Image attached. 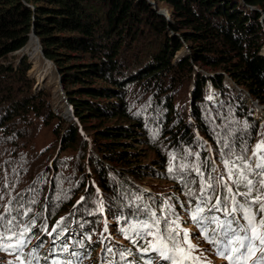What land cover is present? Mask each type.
Segmentation results:
<instances>
[{
  "label": "trees",
  "instance_id": "1",
  "mask_svg": "<svg viewBox=\"0 0 264 264\" xmlns=\"http://www.w3.org/2000/svg\"><path fill=\"white\" fill-rule=\"evenodd\" d=\"M154 1L169 5L173 23L167 22L145 0H0V60L22 49L30 34H35L44 57L53 63L60 75L62 88L73 111L75 121L72 124H63L58 118L59 134L64 131L62 143L65 149H71L80 141V128L90 132L97 152V156L90 157L93 175L101 180L104 190L122 194L121 200L118 199L113 207L126 213L127 221L149 222L150 208L158 210L154 200L144 203L145 195L140 190L122 188L126 181L120 175L115 179L110 176L108 181L106 179L108 164L129 170L131 175H138L137 170L141 168L130 143L136 140L138 132L134 129L137 123L128 111V96L133 88L155 96L158 104H162L164 99L166 106L162 104V107L167 108L162 119L168 122L175 110L167 104L162 91L167 81L172 79L183 84L189 82L193 65H196L212 73L226 74L253 100L264 106V55L260 54L264 43V0ZM246 6L257 9L248 10ZM168 31L178 33L181 40L169 37ZM184 43L189 47L190 55L173 64L175 54ZM30 68L25 58L17 66L0 63V129L6 122L24 115L31 106L36 111L35 104L40 99L34 98L31 93L32 81L26 77ZM209 81L222 92L224 99L245 103L227 91L221 75L215 74ZM194 82V103H205L203 94L207 79L197 74ZM44 106L43 102L38 105L40 112ZM195 119L201 121L198 115ZM166 128L167 125L163 127L167 136L176 141L173 131ZM111 181L117 183L112 184ZM193 202L195 207V198ZM109 204L110 201L105 203L106 207ZM68 208L65 206L50 211L49 222H57L59 214L66 210L62 223L59 222L55 228L67 226L69 231L78 235L82 248L74 251L72 243L68 245L67 230L66 235L60 238L54 234L52 238L55 241L50 245L46 242L45 233L39 237L31 232L30 236L24 237L27 241L25 245L34 242L33 251L30 247L25 264L39 251L40 254L36 255L42 260L47 255L75 259H79L80 255L87 256L86 250L92 247L86 241L88 237L84 236V229L90 224L82 221L87 214H82L81 205ZM137 208L143 211L132 210ZM16 211L11 213L13 217ZM208 214L225 218L218 212ZM116 215L121 217L120 213ZM87 218L91 220L90 216ZM12 221V224L16 222L15 219ZM14 232L19 231L16 229ZM73 252L79 253L73 256ZM121 253L126 256L130 253L135 257V264L149 258L134 251ZM124 258L122 264H131ZM118 259L121 260V256Z\"/></svg>",
  "mask_w": 264,
  "mask_h": 264
},
{
  "label": "rangeland",
  "instance_id": "2",
  "mask_svg": "<svg viewBox=\"0 0 264 264\" xmlns=\"http://www.w3.org/2000/svg\"><path fill=\"white\" fill-rule=\"evenodd\" d=\"M145 1L167 22L173 23L169 5L157 4L154 0ZM246 8L257 9L252 6H246ZM168 36L178 37L181 40V36L172 31H168ZM32 38L29 36L28 42ZM20 51L21 49L11 53L6 59L0 60V63L5 66L9 64L17 66L25 58L31 66L26 77L32 81V96L40 100L35 104L36 111L31 106L24 115L6 122L0 129V217L4 218V221H0V229L15 227L14 231L17 229L23 232V228L28 227L30 233H25L27 234L25 236H30L32 232L41 237L44 235L42 233H45L48 245L55 241L52 238L54 234L59 233L60 238L68 232L67 240H69L66 242L69 243L68 245L72 243L74 251H78L82 248L78 235L69 231L67 226L63 229L55 228L59 222L62 223L67 211L64 210L65 212L59 214V219L53 223L49 222L48 214L60 207L81 205V209L84 210L82 214L87 216L82 215L83 220H79L85 224L87 221L90 223L87 224L86 230L84 229V236L88 237L89 241L87 239L86 241L92 247L86 250L87 256L81 259L80 264H122L123 260L118 259L121 251H134L137 255L146 257L140 252L139 245L135 242V232L132 231L144 222L127 221L126 213L117 210L118 207H113L118 199L121 200L122 194L118 192L116 195L113 191L104 190L101 180L93 175L90 157L97 156V152L90 132L80 128V141L71 149H65L62 143L61 136L64 131L59 134L61 128L58 118L66 125L72 124L75 120L73 111L70 110L71 117L68 118L63 114L65 106L69 107V103L64 91L60 88L59 91L56 89L55 84L59 85L61 78L55 66L52 64L49 77L42 86L38 87V80L32 72V63L29 60L30 50L23 53ZM263 51L264 43L260 49L261 55ZM189 55L190 49L184 43L175 54L172 63L176 64ZM197 74L207 79L203 94L205 103H194L192 99L195 87L194 77ZM215 74L223 77V86L233 97L243 99L245 103L233 102L235 100L229 98L224 99L222 92L209 81ZM175 82L177 84L174 86ZM162 93L167 98V104H171L175 110L173 119L170 117L168 122L162 119L167 108L162 107L164 99L162 105L156 103L155 96L143 94L140 89L133 88L131 91V95L128 96V111L137 123L134 129L138 132H136V140L130 143L133 146L132 149L136 151L135 159L141 164V168L137 170L138 175H131L129 170L108 164L106 179L109 176L115 179L120 175L121 179L126 181L124 186L121 185L122 188L132 187L140 190L145 195L144 203L150 199L154 200L158 210L150 208V218H153L152 213H156L157 217H168L169 220L179 216L180 228L193 237L192 243L200 250L193 255H200V252L208 250L207 264H227V261L215 256L211 245L203 239L199 227L190 218L194 207V197L187 193L191 189L198 197L200 192V176L191 165H198L205 179L209 174L213 177L223 174L226 182L225 160H236L237 156L242 155L254 168L252 152L258 144H264V119L256 118L254 107L259 108L264 116V106L253 100L245 89L238 87L226 74L212 73L196 65H193L192 78L189 82L178 83L175 79L171 82L167 81ZM42 102L45 106L40 112L38 105ZM196 115L201 118V121L195 119ZM165 125H167V131H173V136L177 137L176 141L167 136L163 129ZM182 165H189V167L185 169L181 167ZM170 166L174 168L173 172L168 171ZM251 178L253 181L261 179L257 176ZM111 183L114 184L117 181H111ZM228 183L235 190V186ZM116 186L119 185L116 184ZM245 191L244 187L239 188V192ZM226 193H228L226 189L216 186V195L224 196ZM257 194H261V200L264 202V188L258 186V191H254L252 195L255 197ZM237 199L242 201L243 197L238 196ZM108 201H110L109 207L112 205L110 208L105 205ZM214 202L213 199L212 203ZM132 210L143 211L138 208ZM253 210H259V205H256ZM13 211H16L14 217L11 214ZM117 213H120L121 217H117ZM260 215L264 216V213ZM88 216L91 220L87 218ZM13 219L16 220L15 223L6 224V221ZM259 219L260 217H257V222ZM54 229L57 230L53 231ZM126 236L133 239H127ZM196 237L200 238L196 239ZM59 238L57 239L60 240ZM33 243L30 241L18 253H14L12 249L0 250V264H21V261L25 264L29 258L27 253L30 247V251H33ZM140 244L144 245V241ZM106 247L111 248L114 253L106 254ZM127 255H124V259L135 264V257ZM151 255L153 256L151 264H159V258L154 253ZM35 260H39V257L36 256ZM258 260L260 264H264V252L259 247L254 255L244 262L257 264ZM56 264L64 263L59 261ZM137 264H149V258H144ZM162 264L167 262L163 261Z\"/></svg>",
  "mask_w": 264,
  "mask_h": 264
},
{
  "label": "snow or ice",
  "instance_id": "3",
  "mask_svg": "<svg viewBox=\"0 0 264 264\" xmlns=\"http://www.w3.org/2000/svg\"><path fill=\"white\" fill-rule=\"evenodd\" d=\"M253 155L257 157L254 168L242 155L237 156L236 160L224 161L227 182L223 174L219 177L209 174L205 179L200 167L195 164L191 165L200 176V192L198 197L191 189L187 193L196 199L190 218L200 227L203 239L211 245L214 254L227 261V264H240L241 261H247L254 255L258 247L264 252V231H261L264 229V216L260 215L264 213V202L261 200V194H257L255 197L252 195L254 191H258V186L264 188V144H258ZM173 159H175L174 154ZM181 167L186 169L189 165ZM168 171L173 172L174 168L170 166ZM252 176L261 179L253 181ZM228 182L235 186V190ZM217 185L226 189L229 195H216ZM241 186L246 189L243 193L239 192ZM238 196H242L243 200H238ZM213 199L214 203H212ZM256 205H259L258 211L253 210ZM214 212H220L225 218L221 219L215 214H207ZM152 217L150 222H144L139 228L132 229L135 232V242L139 245L140 252L149 256V264H151L152 253L159 260L166 261L167 264H207L208 250L200 252V255H193L200 250L197 245L192 243L193 237L180 228L179 216L169 220L168 217L161 218L157 217L156 213H152ZM257 217H260L258 223ZM162 219L163 228H161ZM241 220L244 223H241ZM0 221H4V218L0 217ZM6 224L11 225L12 221L8 220ZM28 231V227L18 233L14 232L12 227L0 229V250L12 249L14 253H18L27 243L24 235ZM105 232H107V228H105ZM125 238L133 239L129 236ZM199 238L196 237V239ZM13 240H15L14 243ZM141 241H144L146 246L141 245ZM105 251L112 252V249L106 247ZM72 255L77 256V253L73 252ZM120 256L123 259L124 253H121ZM21 264H24V261H21ZM28 264H31V261ZM67 264H73V262L68 261ZM257 264H260L259 260Z\"/></svg>",
  "mask_w": 264,
  "mask_h": 264
},
{
  "label": "bare ground",
  "instance_id": "4",
  "mask_svg": "<svg viewBox=\"0 0 264 264\" xmlns=\"http://www.w3.org/2000/svg\"><path fill=\"white\" fill-rule=\"evenodd\" d=\"M27 50H30V55H29V60L32 63V72H34V75L36 77V80L38 83V87L42 86L43 83L45 82V80L49 77V70L52 67V64L49 63L48 61H45L42 56H41V52H40V47L37 45V42L32 38L22 49H21V53L26 52ZM262 54L264 55V51L262 52ZM56 85V89L57 91H59V85ZM59 94V93H58ZM65 111L63 112V114L68 118L71 117V109L67 106H65ZM255 108V115L256 118H262L264 119V116L261 114V110L257 107ZM256 151V149H254V151L252 153H254ZM253 160L256 163L257 157H255L254 155H252ZM252 160V159H251ZM25 238H27L26 236H24ZM79 253V252H77ZM114 253V252H113ZM81 259L86 257L83 255H80Z\"/></svg>",
  "mask_w": 264,
  "mask_h": 264
},
{
  "label": "water",
  "instance_id": "5",
  "mask_svg": "<svg viewBox=\"0 0 264 264\" xmlns=\"http://www.w3.org/2000/svg\"><path fill=\"white\" fill-rule=\"evenodd\" d=\"M30 37H33V38L37 41L38 46L40 47V52H41V56H42V58H43L45 61H48L49 63L53 64L51 61L47 60V59L44 57V55H43V51H42V48H41V46H40V44H39V41H38V38L35 36V34H34L33 32L30 34ZM261 56H262V55H261ZM59 88H60V90H63L61 79H59ZM63 91H64V90H63ZM64 93H65V92H64ZM65 95H66V94H65ZM66 99H67V98H66ZM68 105H69V104H68ZM69 108H71L70 105H69ZM71 111H72V108H71Z\"/></svg>",
  "mask_w": 264,
  "mask_h": 264
}]
</instances>
